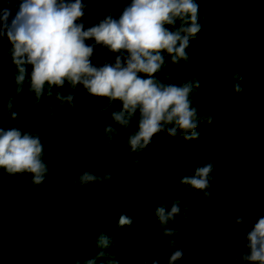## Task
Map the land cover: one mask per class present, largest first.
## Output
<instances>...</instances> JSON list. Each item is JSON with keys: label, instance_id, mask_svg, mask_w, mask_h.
<instances>
[{"label": "trees", "instance_id": "obj_1", "mask_svg": "<svg viewBox=\"0 0 264 264\" xmlns=\"http://www.w3.org/2000/svg\"><path fill=\"white\" fill-rule=\"evenodd\" d=\"M82 2L85 28L109 13L118 17L124 7L109 0ZM197 2L202 27L191 38L188 60L172 64L165 55L166 65L156 76L177 86L200 81L190 97L198 108L200 136L185 140L161 133L138 153L130 154L127 145L137 118L127 130L111 119V112L120 110L119 101L109 104L78 85L73 106L62 105L56 94L72 91L67 83L59 89L53 86L51 96L45 85L39 102L29 93L27 81L17 95L16 69L5 39V105L12 97L19 115L11 120L5 107L3 124L38 132L48 175L42 185H33L28 173L9 176L0 170V264H86L90 259L95 264H152L157 255L167 264L173 249L165 245L174 237L162 234L155 213L160 206L170 209L176 200L181 201V215L166 225L177 230V246L184 252L176 264H240L234 257L244 251L246 232L264 214V0ZM2 6L13 14L17 10L15 4ZM114 58L96 45L91 59L101 66ZM236 83L243 91H235ZM209 115L210 123L203 119ZM106 125L118 130L110 146ZM207 163L214 166L208 200L204 191L181 183ZM83 172H111L113 179L81 186L78 177ZM184 208L189 209L186 219ZM121 214L132 218L130 226L118 227ZM238 215L241 224L235 222ZM101 233L116 243L101 249ZM102 250L105 255L98 256Z\"/></svg>", "mask_w": 264, "mask_h": 264}, {"label": "clouds", "instance_id": "obj_2", "mask_svg": "<svg viewBox=\"0 0 264 264\" xmlns=\"http://www.w3.org/2000/svg\"><path fill=\"white\" fill-rule=\"evenodd\" d=\"M123 3L118 17L109 13L98 23L85 28L81 22L85 14L82 0H0V170L9 176L28 173L33 185H42L48 175V166L44 162V143L38 134L26 132L18 127L5 128L3 111L10 114L11 120L18 118L13 111V98L8 97L5 105L3 91V44L9 45L8 55L14 68L15 93L22 94L25 82L28 91L39 102L45 94L52 95V88H63L67 83L72 91L67 95L57 92V99L73 106L74 90L82 86L88 95L107 99L109 104L120 102V110L111 112L115 124L127 130L133 118H137V130L127 138L131 153L147 148L153 138L161 133L176 138L182 135L185 140L197 139L196 131L200 118L198 108L190 99L200 81H188L177 86L165 84L156 74L166 65L165 55L172 64L188 60L187 48L191 38L201 31L200 5L197 0H109ZM15 4L11 8L2 5ZM178 25V26H177ZM93 40L94 44L86 43ZM105 48L115 54L114 61L96 66L92 62L95 46ZM234 75V79L238 77ZM242 79V77H239ZM235 91H243L236 83ZM100 119H103L101 117ZM203 119L209 123L212 116ZM108 146L118 130L111 125L104 128ZM133 165H142L140 160H132ZM212 163L197 167L193 175L182 178L181 183L190 185L194 190L204 191L208 199L214 177ZM113 174L102 176L83 172L78 177L81 186L102 184L112 180ZM123 179V177H121ZM57 191H59L57 189ZM181 201L176 200L170 209L164 206L156 208V216L165 237H174L166 248L173 249L167 257V264H176L184 252L177 246V230L167 227L176 223L181 215ZM239 213V205L234 206ZM189 209L184 208V218ZM132 218L123 214L118 227L130 226ZM237 224L243 223V217L237 216ZM244 251L234 260L240 264H264V214L260 215L244 237ZM116 243L113 239L99 234L97 245L107 249ZM102 250L98 256H104ZM79 264V262H77ZM86 264H95L94 260ZM109 264H117L109 261ZM147 264V261H145ZM152 264H161L157 255Z\"/></svg>", "mask_w": 264, "mask_h": 264}]
</instances>
